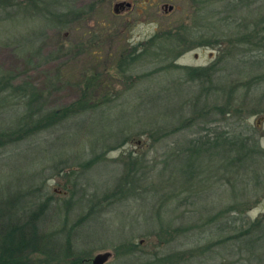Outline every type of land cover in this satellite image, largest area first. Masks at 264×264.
<instances>
[{
    "label": "rangeland",
    "instance_id": "1",
    "mask_svg": "<svg viewBox=\"0 0 264 264\" xmlns=\"http://www.w3.org/2000/svg\"><path fill=\"white\" fill-rule=\"evenodd\" d=\"M115 1L0 0L6 89L31 85L45 109L88 100L87 111L0 147L3 220L25 221L44 206L41 240L53 252L32 254L29 264H66L69 231L83 251L77 254L92 259L110 251L105 264H264V161L252 172H228L213 151L203 158L199 181L191 182L181 175L186 160L194 172L193 157L175 156L188 139L224 129L217 111L195 113L207 109L205 102L223 101L219 86L264 71V48L249 50L238 39L263 18L264 0H128L132 9L121 15ZM135 47L145 55L122 71L121 60ZM213 63L222 75L215 90L185 80V67ZM238 95L245 118L235 127L254 134L264 149V86ZM0 100V129L7 130L28 106L15 97ZM90 158L99 162L85 168ZM168 163L175 173L170 177L168 168L161 187L158 174ZM132 168L137 182L118 186ZM90 209L93 217L76 226ZM259 219L260 226L248 228ZM129 244L134 253L125 254Z\"/></svg>",
    "mask_w": 264,
    "mask_h": 264
},
{
    "label": "trees",
    "instance_id": "2",
    "mask_svg": "<svg viewBox=\"0 0 264 264\" xmlns=\"http://www.w3.org/2000/svg\"><path fill=\"white\" fill-rule=\"evenodd\" d=\"M239 42H244L249 47V50L253 49V46L256 49H263L264 48V16L263 18L258 19L254 23V28L247 34L241 35L239 38ZM251 44V46H250ZM144 53V54H143ZM145 55L144 52H138L136 47L133 51L128 53L122 60H121V69L128 68V63H132L137 61L139 58H142ZM255 59L259 56H254ZM257 63V60L255 61ZM127 64V65H125ZM122 71H127L126 69ZM185 80L192 81L198 80L203 85L204 83L210 84L213 86L215 83V77L221 79V73L219 67L213 63L207 67H185L184 68ZM10 80H8L5 76L0 77V95L3 99H12L13 97L16 98V101H23L26 102L28 106V110L24 113L22 117H18L15 120V125L7 130L0 129V147L7 143H13L21 141L23 138L28 137L29 135L34 136L40 131H44L53 127L54 125L61 123L67 120L72 114L88 110L85 107V101H88L86 97H83L80 101L76 104L71 106L65 107L63 109H45L43 104L40 102V95L35 93L33 88L30 85H21V86H10V89H6V85H9ZM219 85L213 86L211 90H215L216 87ZM264 86V71L260 74L254 73L249 79L244 80V82L237 81L232 85H224L219 86L216 89V93H220L221 97H223L222 102L217 103H210L205 102L204 106L206 105L207 109L200 112L198 110V103L196 104V113L197 118H203V112L212 114V112L222 114V117L225 122V126H223V130H216L214 131V136L209 135H198L197 137L194 136L191 139H188V146L184 149H180L176 152L177 159L184 156L185 154H189L192 156V163L191 166H194V172L189 173V164L188 161H185L186 169L185 174L181 175L184 176L187 181L197 182L194 179H197L199 176V168L204 162L205 155L214 156L215 152L221 154L220 157L221 162L224 166V169L228 172L232 170L234 167V172L238 173L244 167L249 168L250 172L253 170L250 169L251 166L255 165L258 162L262 163L264 161V149L261 147V142L254 134H250V132H243L240 129L238 130L237 127L241 126L239 124V120L244 119L245 117H240L238 113L241 111L242 106L237 104L238 97L240 96L241 89H246V91H251L252 89H258ZM32 89V90H31ZM7 90V91H5ZM209 87H207V91H209ZM221 90V91H219ZM213 93V92H211ZM211 93H208L210 96ZM238 93V94H237ZM220 97V96H219ZM200 100V96L198 101ZM3 100H0L2 102ZM30 105V110H29ZM87 108V109H86ZM217 111V112H216ZM193 119L186 120L185 123L186 127H190V122ZM235 121L234 126H231V122ZM237 121V122H236ZM184 126V125H183ZM181 126L179 129H182ZM237 126V127H235ZM205 128V127H204ZM203 128V129H204ZM2 130V131H1ZM261 140V139H260ZM219 147V148H218ZM212 148H218L215 150H211ZM211 150V151H210ZM215 151V152H213ZM165 161H168L171 158L170 151L164 152ZM182 161V160H181ZM98 158H90L86 160L82 165L86 167H90L98 163ZM171 164H166L165 169H161L159 172V176L162 177V181L159 183L161 187L169 181L170 178L165 179L167 174L165 173L168 171L170 172V177L174 170L170 169ZM133 167V166H132ZM178 166H174L176 172L179 174L177 169ZM181 168V167H180ZM256 169H259L256 168ZM239 170V171H237ZM128 172L131 174L128 177ZM126 172L124 178H120L118 182V186H127L130 182H137L136 178L139 177V173L136 172L133 168ZM146 173V172H143ZM147 174V173H146ZM143 174V175H146ZM164 176V177H163ZM168 177V176H167ZM243 174H239V180H242ZM237 178V175H236ZM185 180V181H186ZM121 181V182H120ZM242 183V182H241ZM191 184V183H190ZM244 203L237 201L235 206L238 208H242ZM42 211L44 214V206L39 208V210L32 212L29 215L27 220H21L20 222L12 223L9 221H5L3 213H0V264H29V256L35 253H40L43 255H51V248L47 246V244H43L41 240L42 233L39 229L38 222L40 221L39 212ZM42 214V215H43ZM94 212L87 211L86 214L82 215L79 221L76 223V226H80L83 220H89L93 217ZM42 217V216H41ZM80 222V223H79ZM260 222L262 220H258L255 223L248 221V228L252 229L255 224L260 226ZM74 229V228H73ZM63 229H61L62 231ZM70 231L66 235V240L64 248L62 250V254L67 259L66 264H85V262L90 261L91 257L88 258L86 255H81L77 253H82V250H77L76 247L70 241ZM123 251L125 254L134 253V246L132 244L124 245ZM121 249V248H119ZM77 252V253H76ZM46 256V258H48ZM145 264H156L154 261L146 262Z\"/></svg>",
    "mask_w": 264,
    "mask_h": 264
},
{
    "label": "flooded vegetation",
    "instance_id": "3",
    "mask_svg": "<svg viewBox=\"0 0 264 264\" xmlns=\"http://www.w3.org/2000/svg\"><path fill=\"white\" fill-rule=\"evenodd\" d=\"M133 2L128 0H116L114 3L113 10L117 15L129 12L132 9ZM173 8V7H172ZM171 8V10H172Z\"/></svg>",
    "mask_w": 264,
    "mask_h": 264
},
{
    "label": "water",
    "instance_id": "4",
    "mask_svg": "<svg viewBox=\"0 0 264 264\" xmlns=\"http://www.w3.org/2000/svg\"><path fill=\"white\" fill-rule=\"evenodd\" d=\"M172 8V6L170 7ZM112 256L110 251L97 253L91 260L92 264H105Z\"/></svg>",
    "mask_w": 264,
    "mask_h": 264
}]
</instances>
